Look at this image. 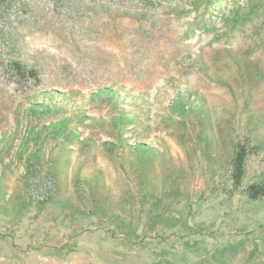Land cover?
<instances>
[{"label": "rangeland", "instance_id": "obj_1", "mask_svg": "<svg viewBox=\"0 0 264 264\" xmlns=\"http://www.w3.org/2000/svg\"><path fill=\"white\" fill-rule=\"evenodd\" d=\"M253 1L120 0L111 10L85 8L90 0L0 2V264H264V197L234 194L225 161L240 124L264 125V8L234 18ZM230 51L263 76L245 95ZM13 59L35 62L42 83L19 81ZM202 62L225 84L208 78ZM173 84L199 92L211 110L213 168L195 133L167 116ZM105 85L154 95L151 127L125 132L129 143L156 149L148 203L125 159L134 150H108L104 143L116 139L108 121L92 125L79 116H109L103 100L89 98ZM70 88L85 96L64 110L32 103ZM59 119L68 127L61 132L51 127ZM72 129L81 141L71 139ZM263 161L251 159L244 188ZM176 177L182 196L171 200L164 189ZM93 192L107 196L111 218L91 211ZM158 213L164 218L154 220ZM169 215L182 224L167 225ZM118 216L133 231L117 226Z\"/></svg>", "mask_w": 264, "mask_h": 264}, {"label": "trees", "instance_id": "obj_2", "mask_svg": "<svg viewBox=\"0 0 264 264\" xmlns=\"http://www.w3.org/2000/svg\"><path fill=\"white\" fill-rule=\"evenodd\" d=\"M4 1L5 0H0V2ZM52 1L57 5H64L62 4L64 0ZM70 1L80 2L81 0ZM90 1L95 3L93 5L90 4L87 7L84 6L85 8L95 10L100 8L104 10H111L113 6L117 7L116 5H118L120 0ZM263 8L264 0L253 1L250 4L245 5V7L239 11L237 16H234V18L236 20L238 19V23L240 22V18L249 16L256 11L262 10ZM229 57L232 65L235 67L241 89L245 95L246 90L254 89V87L258 85V79L261 80L263 76H261L256 66L238 58L232 51H230ZM9 65L11 72L18 78L19 81L24 83H33L36 85L42 83L43 79L41 71L35 62L32 64L23 59H13L10 61ZM201 71L208 78L221 84H225L224 77L220 75L219 72H211L208 70L205 62H202L201 64ZM173 86V88H176L175 96L172 99L168 110L171 115L169 113L167 116L172 120L178 119L181 123V127L183 123L186 128H189L195 133L197 145L204 154L205 160L210 164V167L213 168V165H215L217 160L214 147L217 137L211 120V110L207 108L208 106L205 104L204 100H202L199 92H194V90L191 89L182 90L181 88L176 87V84H173ZM228 86L231 87L230 84H228ZM82 96L85 95L80 89L70 88L67 91H57L53 89L42 94V101L37 100L32 101V103L33 105L45 104V106L48 105V108L50 109L53 108L60 111L66 109L65 104L63 103H76L79 98H82ZM153 96L154 95L147 90L133 94L123 85H105L93 91L89 98L92 102L103 100L105 105L109 108V116L97 117L87 115L86 113L79 115L82 117L81 119L83 122L88 121L92 125L101 124L102 126H105V122L108 121L111 131L116 137V139L104 143V146L108 150H115L117 145H127V147L134 150L135 153H133V156L125 159H129V162H131V164H133L136 168V184L140 188L141 202L143 204L153 201L155 196V183L153 177L151 176L150 166L156 158V149L153 145L142 140L129 143V141L125 138V132L132 126L142 127L143 130L151 127V114L147 104L153 99ZM244 104L246 105V103ZM35 110V107H32V111ZM263 126L264 125L261 122L254 121L253 119H247L243 124H240V129H235L236 137L229 144L230 152L226 155L225 160L228 163L227 172L231 182L232 192L234 194L241 193L243 196L253 201L264 197V161L261 169L257 171L254 181L246 188H244V182L249 171V163L251 159L253 157H264V134L257 131L258 128L260 129ZM51 127L58 132L68 128L64 119L55 121ZM71 131L72 132L69 134L71 139L74 141H81L77 131L74 129ZM180 136L182 141V133ZM222 138L226 144V140L224 139L225 137L222 136ZM120 162L126 161L120 160ZM164 192L171 200L180 199V196H182V189L177 177L170 181V185L165 187ZM2 197L3 190L0 179V200ZM107 200V196L100 198L93 192L91 197V211L100 217L111 218L109 209L106 205ZM161 201L163 202L164 200L161 198ZM161 217L164 218V215L158 213L154 217V220H156L155 218L160 219ZM112 220H115L113 222H115L117 226L123 227L125 232L133 231V229L130 230L131 223L127 218L118 216L112 217ZM176 221L177 220L174 215H169V217L165 218L167 225L174 226L176 224H182V221L178 220V223Z\"/></svg>", "mask_w": 264, "mask_h": 264}]
</instances>
